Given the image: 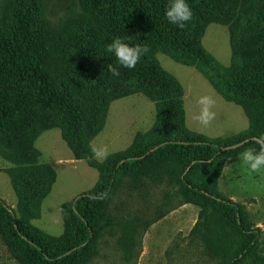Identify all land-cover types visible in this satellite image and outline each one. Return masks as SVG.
I'll return each mask as SVG.
<instances>
[{
  "label": "trees",
  "instance_id": "16d2710c",
  "mask_svg": "<svg viewBox=\"0 0 264 264\" xmlns=\"http://www.w3.org/2000/svg\"><path fill=\"white\" fill-rule=\"evenodd\" d=\"M86 12L53 25L40 0H8L0 12V150L17 196V211L0 197V234L22 264H87L103 232L121 229L127 258L136 246L135 228L109 214L118 178L138 181L155 174L177 186L185 202L200 208L190 235L201 234L222 264H246L260 245L242 203L219 189L225 161L257 140L222 149L251 136L264 139V0H186L193 19L184 28L170 23V0H80ZM213 22L229 26L231 65L225 66L202 43ZM120 37L150 51L134 69L121 67L106 45ZM194 66L226 100L240 105L249 128L232 137L209 138L186 124L184 89L157 53ZM116 67L120 75L113 76ZM142 93L156 102V122L139 131L125 150L103 162L90 144L105 124L110 103ZM60 128L77 159L98 169L95 186L62 206L64 232L51 235L31 223L56 181V170L40 160L35 142Z\"/></svg>",
  "mask_w": 264,
  "mask_h": 264
},
{
  "label": "rangeland",
  "instance_id": "374dc122",
  "mask_svg": "<svg viewBox=\"0 0 264 264\" xmlns=\"http://www.w3.org/2000/svg\"><path fill=\"white\" fill-rule=\"evenodd\" d=\"M40 1L53 25L86 12L80 0ZM7 3L8 0H0V12ZM202 43L220 63L231 65L228 25L210 23ZM157 59L183 86L186 124L190 129L213 139L236 136L249 128L250 121L243 108L221 96L194 66L179 63L162 52L157 53ZM204 94L213 95L216 99V119L206 129L193 119L199 111L196 101ZM156 111V102L142 93L113 100L107 110L104 128L92 138V145L106 146L111 154L127 149L139 131L154 127ZM35 144L41 152V162L51 164L57 177L51 192L42 202L40 216L32 219L31 223L59 236L65 228L63 204L91 190L99 180V171L87 160L74 157L60 128L42 131ZM242 154L225 161L218 186L225 196L242 203L252 227L261 229L260 245L256 252L246 255V264H264V169L258 173L251 172L242 163ZM12 166L0 150V197L17 211V196L8 173ZM199 211L197 205L183 200L177 186L169 183L167 178L153 173L134 181L127 175H121L110 194L108 212L113 217H124L133 225L136 246L131 257L127 258L121 244V229L114 226L103 232L95 247L96 254L87 264H222L219 258L210 254L201 234L190 235ZM0 264H22L12 255L1 234Z\"/></svg>",
  "mask_w": 264,
  "mask_h": 264
},
{
  "label": "clouds",
  "instance_id": "9594fccd",
  "mask_svg": "<svg viewBox=\"0 0 264 264\" xmlns=\"http://www.w3.org/2000/svg\"><path fill=\"white\" fill-rule=\"evenodd\" d=\"M165 16L170 23L182 29L187 22L193 19L194 13L186 0H170ZM106 51L114 54L121 67L134 69L150 49L147 45H130L124 39L116 37L110 44L106 45ZM110 72L113 76L118 77L120 75V71L116 67L110 68ZM196 103L199 106V111L194 115L193 119L199 126L206 129L216 119V112L214 111L216 99L213 95L204 94L198 97ZM257 143L260 145L259 151L255 148H248L242 154V163L253 173H258L261 169H264V139H258ZM90 149L93 155L99 158L101 162L111 154L106 146L90 144Z\"/></svg>",
  "mask_w": 264,
  "mask_h": 264
},
{
  "label": "water",
  "instance_id": "95a60500",
  "mask_svg": "<svg viewBox=\"0 0 264 264\" xmlns=\"http://www.w3.org/2000/svg\"><path fill=\"white\" fill-rule=\"evenodd\" d=\"M258 139H260V138L257 136H251V137L245 138L244 140H242L240 142H237V143H234V144H231L228 146H224V147H222V149H229V148L237 147V146H240V145L248 142L249 140H258Z\"/></svg>",
  "mask_w": 264,
  "mask_h": 264
}]
</instances>
